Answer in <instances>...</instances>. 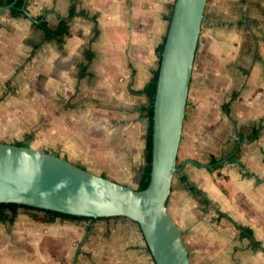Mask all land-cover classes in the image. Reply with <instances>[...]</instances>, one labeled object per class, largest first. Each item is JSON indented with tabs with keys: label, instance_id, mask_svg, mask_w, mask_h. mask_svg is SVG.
Listing matches in <instances>:
<instances>
[{
	"label": "crops",
	"instance_id": "obj_1",
	"mask_svg": "<svg viewBox=\"0 0 264 264\" xmlns=\"http://www.w3.org/2000/svg\"><path fill=\"white\" fill-rule=\"evenodd\" d=\"M23 1L39 25L12 13L18 0L3 12L13 3L0 0V102L23 107L20 91L32 88L34 123L50 118V153L132 188L126 182L145 165L147 88L176 0ZM42 23L68 31L48 39ZM204 28L215 48L198 61L199 38L167 207L192 264H264V0H208ZM122 222L83 225L86 234L105 229V244L73 242L78 223L27 229L40 260L0 255V264H155L138 225Z\"/></svg>",
	"mask_w": 264,
	"mask_h": 264
},
{
	"label": "water",
	"instance_id": "obj_2",
	"mask_svg": "<svg viewBox=\"0 0 264 264\" xmlns=\"http://www.w3.org/2000/svg\"><path fill=\"white\" fill-rule=\"evenodd\" d=\"M208 0H176L158 66L151 181L138 191L94 174L63 156L0 142V204H18L91 219L138 225L155 264H192L167 204ZM13 3L2 9L12 8ZM23 15L34 19L22 7Z\"/></svg>",
	"mask_w": 264,
	"mask_h": 264
},
{
	"label": "rangeland",
	"instance_id": "obj_3",
	"mask_svg": "<svg viewBox=\"0 0 264 264\" xmlns=\"http://www.w3.org/2000/svg\"><path fill=\"white\" fill-rule=\"evenodd\" d=\"M221 32L225 31L224 28L220 29ZM225 39V35L223 34V40ZM213 39L208 35L207 28L203 29V32L200 35V49L198 51V61L203 59L204 54L207 55L208 52L212 51L213 49L211 46L215 48V46L212 43ZM230 48V47H229ZM218 53H223L224 56L226 55V45L223 44L220 48L217 49ZM232 51V49H230ZM230 50H228L230 52ZM211 53V52H210ZM208 65L210 63L211 58L213 56H205ZM215 62L213 59L211 60ZM219 61L222 63L223 73L226 74L229 72L227 70V64H224V60L219 59ZM215 64V63H214ZM19 86L13 87V90L11 91L13 94H17ZM49 91V90H48ZM43 91L42 97H43V107L42 111L49 110V101L44 100V98H49L50 91ZM20 92V97L18 98V103L22 104L21 97L24 98L22 95L25 96V106H12L9 105L10 101L9 96H7L2 102H0V142L7 143V144H17L21 142H27L29 146L46 152H56L55 146L51 147L50 144V125H49V116L41 118V122L38 124L34 123V120L37 119L35 113L37 114V109L33 108V100H34V90L31 88L24 89ZM2 95V91H0V96ZM223 100V98H222ZM46 102V103H45ZM8 103V104H7ZM44 120L47 122L44 123ZM30 138V139H29ZM65 157V156H64ZM66 158V157H65ZM128 184H131L132 188L138 189L139 187V181L138 179H134V181L126 182ZM44 214L40 212H29L28 210H21L16 221L13 224H9L8 222L0 223V229H3V231H0V255L4 260H6V257L9 258L8 261L12 263V258L15 256H22L26 258L29 261H35L40 260L37 255L34 252V246L32 247L31 244H33L34 238L31 236L25 235V230L27 229H49L54 228L57 232H67V230L63 229L65 227H62L59 225V222H67V221H61L57 220L54 223H45L44 221ZM124 222L123 224H127L129 220L122 219ZM127 221V222H125ZM71 223H78L80 226L71 225L74 227H71L69 229L70 231H78L79 235L74 234L73 242H84V243H90L94 241L95 243H102L105 244L106 242H113L111 237H109L108 232L103 230H97L96 233L93 234H86L87 227L83 226L88 221L83 222H71ZM92 223V222H91ZM59 227V228H58ZM61 227V228H60ZM113 228V227H112ZM2 233V234H1ZM96 238H99L97 240ZM48 242V241H47ZM68 242L62 241V243ZM59 254H62L60 252ZM58 255V254H57ZM57 258V257H54ZM59 260V259H57Z\"/></svg>",
	"mask_w": 264,
	"mask_h": 264
},
{
	"label": "trees",
	"instance_id": "obj_4",
	"mask_svg": "<svg viewBox=\"0 0 264 264\" xmlns=\"http://www.w3.org/2000/svg\"><path fill=\"white\" fill-rule=\"evenodd\" d=\"M15 0H2V5H10ZM24 1L18 0L15 7L12 9V13L15 15H21L20 9L23 6ZM41 29L45 32L48 39L58 38L59 36L65 35L67 30L66 24L62 23L58 30H51L46 23L41 24ZM166 37L159 47L158 53L161 59L162 53L164 51ZM158 69L154 72V77L152 82L149 84L147 88V93L150 98V110H149V128L146 136V150H145V165L141 170L140 179H139V187L138 191L146 190L151 181V173H152V160H153V117H154V102L156 96V89H157V82H158ZM19 147L29 146L27 142H21L15 144ZM21 210H28L29 212H40L44 214V222L45 223H54L57 220L67 221V222H94L97 221L96 219L91 218H84V217H76L71 215H66L62 213H57L53 211H44L33 207H28L24 205L18 204H0V222H8L9 224H13ZM116 219H123V218H116Z\"/></svg>",
	"mask_w": 264,
	"mask_h": 264
}]
</instances>
